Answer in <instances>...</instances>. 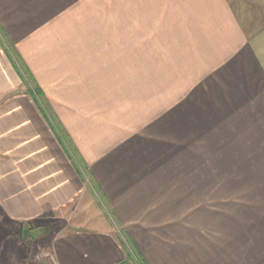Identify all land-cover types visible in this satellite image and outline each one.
<instances>
[{"label":"crops","instance_id":"crops-1","mask_svg":"<svg viewBox=\"0 0 264 264\" xmlns=\"http://www.w3.org/2000/svg\"><path fill=\"white\" fill-rule=\"evenodd\" d=\"M109 217L145 264H264V0H0L5 264H116Z\"/></svg>","mask_w":264,"mask_h":264},{"label":"rangeland","instance_id":"rangeland-1","mask_svg":"<svg viewBox=\"0 0 264 264\" xmlns=\"http://www.w3.org/2000/svg\"><path fill=\"white\" fill-rule=\"evenodd\" d=\"M112 15H115L114 9L112 10ZM22 71H23V73H25V71L23 69H22ZM94 191L97 192L95 189H94ZM100 203H101V205L104 206L105 211H108V209H107V207H105V204L103 203V201H101ZM77 217H79V216H77ZM109 218H108L109 221H111L113 224H115V227H116L114 229H115V240L118 241L117 244L123 243V245L127 246L128 250H129L128 252L135 253L131 244L128 243V239H126L124 232L120 229V227H118V225L114 221L113 217H109ZM2 223H4V222H2ZM3 233H4V235H8V236L9 235L17 236V237H13L14 239H12V240L15 242L14 244L17 247L16 248V252H17L16 255L19 257V259H24L22 264H38V263L32 262L35 255L38 254V257H40L41 253H43L45 250L47 251V246L44 243H42L41 241L40 242L34 241L35 243L34 242L32 243V242H29L28 240H27L28 242H26V239H25V241L22 240L21 239V230H18L16 233L14 232V230L3 231ZM29 237L32 238L31 233H30ZM0 244H1V242H0ZM8 246H9V244H8ZM6 247L7 246L4 245V247L0 249L1 250L0 251V264H5V257H6L5 252L6 253L8 252L6 250ZM127 248L125 247L126 250H127ZM126 250H125V253L123 252V258L121 260H119L116 264H124V260L127 259ZM132 255L137 256L136 254H132Z\"/></svg>","mask_w":264,"mask_h":264},{"label":"trees","instance_id":"trees-1","mask_svg":"<svg viewBox=\"0 0 264 264\" xmlns=\"http://www.w3.org/2000/svg\"><path fill=\"white\" fill-rule=\"evenodd\" d=\"M127 248V246H126ZM128 248L126 250V254H127V259L124 260V264H145L143 262V260L140 258L139 255H137L136 251L134 250L135 253L132 252H128ZM132 254H136L137 256H134ZM130 262V263H129Z\"/></svg>","mask_w":264,"mask_h":264}]
</instances>
